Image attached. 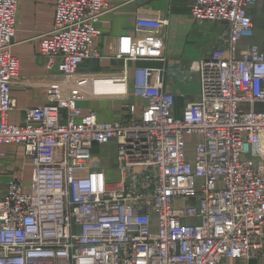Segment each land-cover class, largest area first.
I'll list each match as a JSON object with an SVG mask.
<instances>
[{"label": "built area", "instance_id": "2783aa9c", "mask_svg": "<svg viewBox=\"0 0 264 264\" xmlns=\"http://www.w3.org/2000/svg\"><path fill=\"white\" fill-rule=\"evenodd\" d=\"M256 0H191L194 22L223 23V45L197 65L176 67L164 56L162 17L117 55L116 75H78L96 59V25L106 0H57L52 29L38 37L48 72L45 104L9 123L18 62V0H0V146L16 145L32 161L30 192L13 179L0 197V264H222L264 258V54L251 38ZM136 67L127 103V63ZM198 81L197 100L177 110V84ZM123 86L117 95L96 86ZM187 84V85H186ZM92 86L89 95L82 89ZM122 100L124 117L100 122L78 102ZM200 140L187 159L184 137ZM113 145L117 180L95 147ZM3 154L0 153V157Z\"/></svg>", "mask_w": 264, "mask_h": 264}, {"label": "crops", "instance_id": "0c3cea01", "mask_svg": "<svg viewBox=\"0 0 264 264\" xmlns=\"http://www.w3.org/2000/svg\"><path fill=\"white\" fill-rule=\"evenodd\" d=\"M16 14L15 40L10 49L12 56L18 62V76L16 77L11 97L15 107L9 115V123L18 125L23 121L26 109H34L45 104L44 91L50 82L59 81L61 76L48 72L37 56L38 37L48 33L54 24V8L57 0H18ZM107 7L101 14L96 25L98 35L94 40V49L99 53L98 58L85 60L79 65L78 75L101 76L116 75L124 69L123 62L116 56L124 52L130 40L137 36H144V32L153 29V23L140 22L141 19L162 17L168 20L167 27L163 28L164 56L176 67L188 69L205 57L211 49L218 47L219 39L226 38L225 24L194 22L191 18V0H106ZM250 17L253 24L251 38L240 39L236 43V51H242L250 46H256L264 54V0H256L250 8ZM127 66V88L133 89V76L136 67H158L157 62H130ZM190 78H197L190 74ZM193 84V82H192ZM189 86L177 84L173 91L188 93L184 98L177 97L179 111L188 101L197 98L190 94ZM92 86L82 89L83 94L89 95ZM98 94L117 95L124 91L123 86L104 85L96 86ZM131 93V92H129ZM139 106L141 101L133 99ZM91 108L99 102L111 101L107 98L90 99ZM114 108V106H113ZM90 109V108H88ZM87 109V110H88ZM85 110L83 114L88 111ZM91 110V109H90ZM114 111H98L100 122L118 121L122 114H113ZM111 115H113L111 117ZM109 145L108 147H112ZM0 153V197L8 191L11 180H20L23 192H30L32 176V161L25 156L23 148L16 145H1ZM222 264H264V258L245 261L225 259Z\"/></svg>", "mask_w": 264, "mask_h": 264}, {"label": "rangeland", "instance_id": "374dc122", "mask_svg": "<svg viewBox=\"0 0 264 264\" xmlns=\"http://www.w3.org/2000/svg\"><path fill=\"white\" fill-rule=\"evenodd\" d=\"M224 40L223 38L219 39V43L217 44L218 47L219 45H223ZM217 48V47H215ZM215 48L211 49L214 50ZM193 84L191 86V89L189 90L190 94L193 96H197L198 94V81L197 78L193 79ZM131 92V93H129ZM128 92V98L129 101L127 103H133V99H132V90L129 89ZM77 107H79L82 112L84 113L85 110H87L88 108H90L91 110H95V112L97 113L98 111H109L110 114L112 111H114L115 113L113 114H122V118L124 117V112L122 109V106L124 105L122 100H119L118 102H111V101H104V102H99L98 104H94L93 108H91V102L85 101V102H78ZM114 106V108H113ZM88 109V110H90ZM264 109V107H263ZM87 110V111H88ZM113 115H111L112 117ZM200 140V137L196 134V133H188L185 137H184V149H185V156L187 159H191V156L193 155L194 152V145ZM114 146L112 147H103L100 148L98 146L95 147L96 151H100L101 155H102V160H103V164L105 166H107L109 168V180H117L118 176H117V171L115 170V168H113L111 165L112 162H115V151H114Z\"/></svg>", "mask_w": 264, "mask_h": 264}]
</instances>
